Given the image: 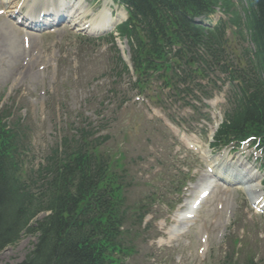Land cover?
<instances>
[{
    "label": "rangeland",
    "instance_id": "obj_1",
    "mask_svg": "<svg viewBox=\"0 0 264 264\" xmlns=\"http://www.w3.org/2000/svg\"><path fill=\"white\" fill-rule=\"evenodd\" d=\"M9 23L6 17L0 18V33L3 36L7 35L18 48L20 44L22 47L24 45V50L29 51L30 55L21 57V62H17L19 59L13 55H11L12 59L9 56L0 57V95L4 94L3 104L8 108L15 109L17 105L27 106L28 109L23 115L25 114L28 122L33 124V142L39 156L58 137L62 107L77 113L83 109L85 101L93 100L92 106L86 110L87 116L91 115L89 109L94 107L108 111H115L120 107L124 97L111 94L110 98H96L105 96L112 88V81L104 77L105 62L109 57L105 43L93 46L84 45L83 42L79 44L81 41H78L77 37L68 31L69 29L41 34L19 33L17 30L19 28ZM17 63L19 66H15ZM28 63L33 72L25 75V65ZM23 66L25 67L22 68ZM124 92L125 88H122L115 94H124ZM129 98L132 101L126 106L125 112L117 113L119 119L113 123L116 144L120 146L124 143L123 151L127 161L137 156L148 158L150 154L144 153L145 146L153 145L152 133L161 129L173 144V148H166L163 151L164 157L170 154L172 157H178L177 161L183 160V164L193 167L195 169L193 176H198L199 169L192 155L196 154L200 162L207 164L205 162L207 143L203 141L206 135H203V138H200V135L208 134V127L200 124L195 133H186L174 127L160 110L142 103L141 99L138 100L134 93L130 94ZM48 100L49 104L46 106ZM14 101L17 105L12 107ZM53 103L57 104L54 113L51 108ZM100 103L103 105L101 106ZM160 119L165 121L167 129L159 122ZM153 150H156L154 146L150 148L149 153ZM157 172L158 169L151 161L139 178L144 184L148 180H154ZM197 182L196 180L195 184ZM228 189L230 191L225 190L227 193L224 194H220L216 189L207 199L199 218L190 227L191 233L186 237L188 239L173 248V252L167 250L166 246L159 248L160 244L154 246L150 243L153 250L161 251L163 254L151 252L155 253V256L147 258L144 252L151 248L145 246L132 264H205L211 255L208 264H217L228 247L227 238L233 236L244 239L246 244L258 245L255 252L248 254L250 257L256 255L259 260H263L264 216H258L252 211L248 205L249 196L245 195L247 198L243 196V191L235 192L234 187ZM217 196L218 200L215 201ZM214 201L215 212H221L223 215L216 220L215 225H212L211 204L214 205ZM242 210H245L244 214ZM247 211L251 213L248 214ZM182 228L183 224L178 226L176 232L172 228L173 234L177 236ZM34 243L35 238L32 237L21 240L15 248H9L1 254L0 264H14L23 260ZM194 254L195 258H190Z\"/></svg>",
    "mask_w": 264,
    "mask_h": 264
},
{
    "label": "trees",
    "instance_id": "obj_2",
    "mask_svg": "<svg viewBox=\"0 0 264 264\" xmlns=\"http://www.w3.org/2000/svg\"><path fill=\"white\" fill-rule=\"evenodd\" d=\"M151 1L155 4L142 2L140 13L153 22L162 14L196 12L206 3ZM257 2L253 27L264 60V0ZM153 40L157 41L155 34ZM238 103L242 111L224 131L240 136L246 130L263 129L264 84L244 83ZM7 127L0 120V251L17 241L36 211L50 212L39 224V242L23 264H112L108 253L116 247L113 228L126 220V211L108 164L89 144L66 140L62 148L49 152L44 164L26 169L25 148L18 141L23 131Z\"/></svg>",
    "mask_w": 264,
    "mask_h": 264
},
{
    "label": "bare ground",
    "instance_id": "obj_3",
    "mask_svg": "<svg viewBox=\"0 0 264 264\" xmlns=\"http://www.w3.org/2000/svg\"><path fill=\"white\" fill-rule=\"evenodd\" d=\"M6 3H9L10 5L12 4L11 3V0H8ZM76 21L77 22L79 21V17L78 16H76ZM29 26H31V25H29ZM33 28H35V26ZM19 53H20V55H19ZM11 55H13L15 58L19 59V61H17V62H21V57H24L25 58V56L26 55L29 56L30 53H29V51L26 52L23 49V47L21 46V44L19 45V48H18L17 46L14 45V43H12V41H10L8 39V36L7 35H4L3 36L0 33V57H2V56H5V57L6 56H9L11 58ZM15 66H19V63H17ZM25 66H26V70H25V73H24L25 75L26 74H30V73L33 72V69L29 65V63L27 65H25ZM25 66H23L22 68H24ZM23 78H25V77H23ZM238 164H239V160L235 161L234 165L236 167L238 166ZM229 167H230V165H229ZM213 170L214 171H220V169H218V167L213 168ZM247 174H248V172H246L245 177H246ZM219 176L222 177L221 174ZM249 178H250V176H249ZM247 180L248 179H245V181H247ZM230 181H232V182H238L237 179H230ZM202 183H204V179L202 180ZM248 183H249V181L246 184L247 185V189L251 187V186L248 185ZM250 192L253 193V189L250 188ZM185 208H186V211L189 210L190 209V205L189 204L185 205ZM186 211L183 212V213H180L177 217L182 216L183 214L186 213Z\"/></svg>",
    "mask_w": 264,
    "mask_h": 264
}]
</instances>
